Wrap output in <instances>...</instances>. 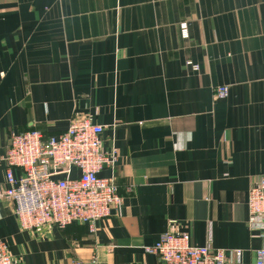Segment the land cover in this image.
Segmentation results:
<instances>
[{
  "label": "crops",
  "instance_id": "0c3cea01",
  "mask_svg": "<svg viewBox=\"0 0 264 264\" xmlns=\"http://www.w3.org/2000/svg\"><path fill=\"white\" fill-rule=\"evenodd\" d=\"M85 117L118 148L123 203L95 234L21 231L5 206L0 239L16 264H158L145 247L166 231L256 264L264 240L247 199L264 176V0H0V155L11 132L57 135Z\"/></svg>",
  "mask_w": 264,
  "mask_h": 264
},
{
  "label": "built area",
  "instance_id": "2783aa9c",
  "mask_svg": "<svg viewBox=\"0 0 264 264\" xmlns=\"http://www.w3.org/2000/svg\"><path fill=\"white\" fill-rule=\"evenodd\" d=\"M183 37L188 36L186 23L181 24ZM187 65L195 71L200 66ZM227 85L215 87L217 97H226ZM60 134L46 136L40 129L11 132L0 167L5 180L0 181V215L5 206L21 231L34 232L57 226L82 223L95 234L99 221L112 209L120 208L123 196L114 175L119 161L115 145L104 149V127L89 118L72 119ZM104 168L113 171L102 176ZM16 171L21 172L17 177ZM250 228L264 240V176L250 186L247 199ZM147 253L158 256V264H241V251L235 257L211 243L193 245L187 232L166 231ZM256 264H264V246L256 251ZM0 264H16L8 243L0 239ZM74 264H82L74 261Z\"/></svg>",
  "mask_w": 264,
  "mask_h": 264
}]
</instances>
